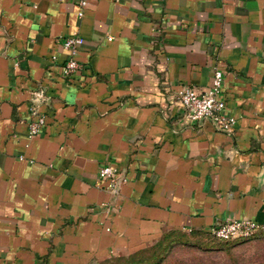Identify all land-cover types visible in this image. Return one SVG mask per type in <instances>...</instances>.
Wrapping results in <instances>:
<instances>
[{
	"label": "crops",
	"instance_id": "crops-1",
	"mask_svg": "<svg viewBox=\"0 0 264 264\" xmlns=\"http://www.w3.org/2000/svg\"><path fill=\"white\" fill-rule=\"evenodd\" d=\"M78 1L0 0V264H99L172 232L263 225L264 0H88L82 16ZM216 68L230 133L178 100ZM102 164L126 179L116 197Z\"/></svg>",
	"mask_w": 264,
	"mask_h": 264
},
{
	"label": "built area",
	"instance_id": "built-area-1",
	"mask_svg": "<svg viewBox=\"0 0 264 264\" xmlns=\"http://www.w3.org/2000/svg\"><path fill=\"white\" fill-rule=\"evenodd\" d=\"M78 4L80 6L79 16H82V9L87 6L88 0H79ZM83 42V38L78 34L63 38L61 46L66 52V57L60 65V74L63 78L68 79L80 69L77 53ZM222 82L223 73L216 68L213 72L212 83L204 92L195 91L188 86L181 87L178 91V100L182 106L184 118L192 123L208 120L216 130L230 133L234 118L227 114L225 103L219 98ZM38 93L40 96L41 91ZM44 124L45 116L33 111L28 121V137L31 138L38 134ZM125 181L124 175L113 165L102 164L98 169V186L113 197L119 194ZM263 229L264 224L260 225L249 219H231L217 223L209 232L218 240L231 241L248 239Z\"/></svg>",
	"mask_w": 264,
	"mask_h": 264
},
{
	"label": "rangeland",
	"instance_id": "rangeland-1",
	"mask_svg": "<svg viewBox=\"0 0 264 264\" xmlns=\"http://www.w3.org/2000/svg\"><path fill=\"white\" fill-rule=\"evenodd\" d=\"M264 264V229L248 239L221 242L185 234L149 264ZM147 264V263H146Z\"/></svg>",
	"mask_w": 264,
	"mask_h": 264
},
{
	"label": "trees",
	"instance_id": "trees-1",
	"mask_svg": "<svg viewBox=\"0 0 264 264\" xmlns=\"http://www.w3.org/2000/svg\"><path fill=\"white\" fill-rule=\"evenodd\" d=\"M185 234L194 235L203 238H212L214 240L221 241L214 238L209 231L193 232L191 230L189 232H181V231L172 232L163 236V238L157 244L149 248L138 250L126 256H122V255L112 256L104 259L99 264H146V263L149 264V262H153L156 258H159L160 254L163 253V251H165L167 248H169L174 242L178 240L180 241ZM229 241H221V242H229Z\"/></svg>",
	"mask_w": 264,
	"mask_h": 264
}]
</instances>
